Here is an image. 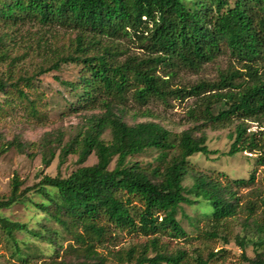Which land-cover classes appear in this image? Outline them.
Instances as JSON below:
<instances>
[{"label":"trees","instance_id":"16d2710c","mask_svg":"<svg viewBox=\"0 0 264 264\" xmlns=\"http://www.w3.org/2000/svg\"><path fill=\"white\" fill-rule=\"evenodd\" d=\"M27 23L77 33L68 50H56L51 65H41L37 75L59 71L63 65L80 66L76 80L59 79L74 99V112H104L93 115L86 131L61 147L62 162L78 155L80 166L68 177L44 175L25 189L18 175L12 179L10 194L0 201V209L27 200L31 192L47 203L36 204L43 216L37 226L0 216V230L11 251L6 264H31L38 256L22 247L17 233L51 246L53 255L43 264H189L186 251H171L168 243L161 242L188 237L178 219L182 205L206 206V217L222 226L240 206L235 187L245 188L256 180L255 172L249 179L231 180L192 169L191 157L218 154L209 148L203 126L242 120L226 155L254 153L257 164L264 166V130L249 131L246 122H260L259 128H264V71L260 74L264 69V0H0V27L14 29ZM124 38L139 44L143 55L121 61L124 53L115 42ZM224 53L241 64L251 79L242 90L238 89L244 85L233 86L234 78L241 76L238 70L226 74L220 84L201 82L175 90L159 74L162 69L171 75L177 69L199 71ZM8 56L0 37V62ZM15 61L10 65L15 66ZM35 78L34 74L14 78L12 72L0 77V95L5 97L0 103L1 117L6 116L7 106L17 102L30 119L47 118L39 107L40 99L33 96ZM228 87L236 91L203 100L204 125L180 134L155 121L129 125L118 109L129 100L145 106L153 100L166 102L171 95L184 98ZM107 131L110 139L104 137ZM13 147L22 154L26 148L32 150L27 153L31 158L41 150L46 167L56 156L52 141L44 139L39 144L4 143L0 157ZM148 150L158 152L152 168L128 160ZM92 154L97 162L85 165ZM189 175L194 183L187 188L184 182ZM116 231L148 239L128 249L100 251ZM205 235L217 236L214 232ZM255 244L263 246V242ZM250 264H264V252Z\"/></svg>","mask_w":264,"mask_h":264},{"label":"rangeland","instance_id":"374dc122","mask_svg":"<svg viewBox=\"0 0 264 264\" xmlns=\"http://www.w3.org/2000/svg\"><path fill=\"white\" fill-rule=\"evenodd\" d=\"M235 1V0H231ZM1 25V24H0ZM76 32L59 27H43L36 23H27L16 28L0 27V37L8 48V57L0 62V77L7 78L12 72L14 78L22 74L25 76L36 75L34 80L33 96L40 99L39 107L46 114L47 118L41 122L30 119L21 106L15 104L7 106L6 116H0V147L4 143L15 140L23 144L42 143L44 139L51 140L56 149V156L49 167L43 162L41 150H36L35 158L28 156L32 150L26 148L22 154L13 147L10 151L0 157V201L7 198L11 191V181L15 175L23 181L22 188L32 187L39 183L42 176L50 175L68 177L80 165L78 155H70L65 161H61V147L76 137L80 132L86 131L89 120L93 115H100L101 109L82 110L74 112V101L68 89L60 80L74 81L78 78L81 67L78 65H63L59 71H52L47 74H39L41 65L49 67L55 58L56 50L67 51L68 47L76 37ZM119 46L123 61L128 56L143 55L139 44L135 41L124 38L115 42ZM12 59H16L15 66H11ZM241 71L240 77L234 78V85H244L242 90L249 85L251 79L245 73L242 65L235 62L228 53L220 55L213 62L203 66L199 71L177 69L172 72L167 70L159 71L165 79L171 81L172 89H190L201 82L220 84V80L231 71ZM260 74L264 69L260 70ZM166 75V76H165ZM60 79V80H59ZM237 90V91H238ZM229 91H236L228 87L207 91L200 95H186L184 98L169 96L166 102L153 100L145 106H141L129 100L125 106H120L122 116L129 125L140 122L155 121L170 131L180 134L191 128L204 125L201 110L204 108L203 100L215 93L225 94ZM5 97L0 95V103ZM216 111L219 108L215 109ZM242 120L234 118L231 123L223 126H203L209 148L218 151V154L206 157L197 154L191 157L192 169L197 173L233 179H249L255 172V183L248 187H235L240 199V206L237 214L223 222L222 226H216L212 220L206 217L209 212L206 206L182 205L178 219L188 233L183 239L163 238L162 243H168L171 251L184 250L188 253L189 264H198L197 259L209 260L208 264H250V260L256 258L258 253L264 252V166L257 164V154L244 152L235 156H227L234 139L235 128ZM249 131H257L263 126L260 122L246 121ZM196 135H200L199 132ZM110 139L109 131L104 135ZM156 150H148L145 153L129 158L131 162H138L141 166L152 168L156 165ZM97 162L95 154L89 156L85 165L91 166ZM115 161L111 164V168ZM194 179L189 175L184 186L189 188L193 185ZM28 199L13 205L7 209H0V216L12 221L27 223L37 226L43 216L36 208V204L47 203L43 196L31 192ZM252 207V208H251ZM216 233L211 238L205 233ZM0 264H6L11 255L5 237L0 230ZM17 238L22 247L31 254H37L31 264H43L53 255V249L47 242L30 239L24 233H17ZM148 238L131 234L128 231L114 232L110 241L100 248V251L108 253L110 250L128 249L133 245L142 244ZM263 242V246L255 243ZM28 243V245H26ZM239 243H246L243 248ZM64 246L68 244L63 242ZM40 250L42 255H40ZM215 254L212 258L211 255ZM114 264V263H108Z\"/></svg>","mask_w":264,"mask_h":264}]
</instances>
